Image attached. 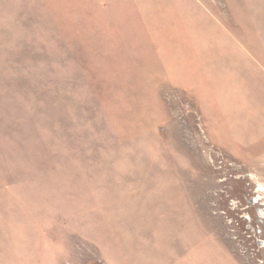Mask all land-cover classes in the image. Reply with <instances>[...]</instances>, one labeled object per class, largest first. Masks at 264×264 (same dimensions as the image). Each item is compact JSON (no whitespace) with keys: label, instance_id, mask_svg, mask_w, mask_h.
<instances>
[{"label":"rangeland","instance_id":"1","mask_svg":"<svg viewBox=\"0 0 264 264\" xmlns=\"http://www.w3.org/2000/svg\"><path fill=\"white\" fill-rule=\"evenodd\" d=\"M264 0H0V264H264Z\"/></svg>","mask_w":264,"mask_h":264},{"label":"bare ground","instance_id":"2","mask_svg":"<svg viewBox=\"0 0 264 264\" xmlns=\"http://www.w3.org/2000/svg\"><path fill=\"white\" fill-rule=\"evenodd\" d=\"M260 214H262V215H263V214H264V211H260Z\"/></svg>","mask_w":264,"mask_h":264}]
</instances>
